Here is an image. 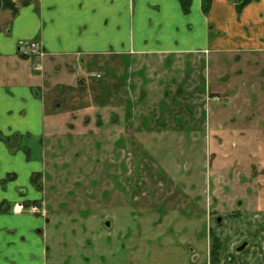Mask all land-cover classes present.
<instances>
[{"label":"rangeland","instance_id":"rangeland-1","mask_svg":"<svg viewBox=\"0 0 264 264\" xmlns=\"http://www.w3.org/2000/svg\"><path fill=\"white\" fill-rule=\"evenodd\" d=\"M37 60L36 91L58 121L8 146L44 167L33 189L43 186L47 218L102 236L61 258L264 264V52Z\"/></svg>","mask_w":264,"mask_h":264},{"label":"crops","instance_id":"crops-1","mask_svg":"<svg viewBox=\"0 0 264 264\" xmlns=\"http://www.w3.org/2000/svg\"><path fill=\"white\" fill-rule=\"evenodd\" d=\"M32 39L41 42L45 61L112 54L264 52V0L246 5L239 14L232 0H212L206 15L200 0H192L187 13L179 0H31L18 6L14 16H0V264H68V259L77 264L79 254V259H71L61 258L62 253L76 255L79 239L81 250L85 244L100 247L97 225L84 227L77 238L67 231L75 222L59 221L57 215L44 221L13 213L15 204L44 198L42 190L34 192L32 182L44 167L32 164L24 151L11 150L3 138L42 137L58 121L45 114L38 93L45 81L33 70L38 60L18 54V42ZM58 227L67 231L66 246L58 243L64 239L57 235Z\"/></svg>","mask_w":264,"mask_h":264},{"label":"trees","instance_id":"trees-1","mask_svg":"<svg viewBox=\"0 0 264 264\" xmlns=\"http://www.w3.org/2000/svg\"><path fill=\"white\" fill-rule=\"evenodd\" d=\"M233 2H235V9H236V13L239 14L241 12V10L248 4L252 3V2H257L260 0H232ZM29 0H25L22 4L26 5L28 4ZM180 2V6L181 9L184 13L189 12L190 6H191V2L192 0H179ZM201 2V11L203 14H208L210 7H211V2L212 0H200ZM11 10L13 13L12 15L14 16L17 12V8L15 7V5L13 4L12 0H0V10ZM3 138V137H2ZM16 136H9V137H4L3 140L10 145L11 140L15 139ZM11 146V145H10ZM13 147V146H11ZM14 150V149H13ZM29 156V155H28ZM29 158V157H28ZM36 176L34 175L32 178V182L33 184L36 183ZM37 188H40V186L38 185ZM216 241V240H215ZM217 247H215V250H212L211 253L214 256V254L216 255L217 252ZM215 260H217V257L215 256Z\"/></svg>","mask_w":264,"mask_h":264},{"label":"flooded vegetation","instance_id":"flooded-vegetation-1","mask_svg":"<svg viewBox=\"0 0 264 264\" xmlns=\"http://www.w3.org/2000/svg\"><path fill=\"white\" fill-rule=\"evenodd\" d=\"M32 41H35L37 43H39L40 45V54L39 55H24L22 54L20 51H19V47H18V54L20 57H22L23 59H39V58H44V56L46 55V52L41 44L40 41L36 40V39H32ZM26 137H29V136H26ZM21 136H16L15 140H20ZM15 151V150H13ZM27 154V158L29 157L28 156V152L26 153ZM41 173H39L40 175ZM35 175V174H34ZM33 175V176H34ZM37 180V179H36ZM40 188H37L39 189L40 191L42 190L43 191V186L42 185H39ZM22 206L23 210L20 211V212H16L15 211V206ZM30 206H37L39 209H43L44 210V215L42 214H39V213H30L28 212V209ZM13 213H19V214H28V215H33V216H41V218H46V213H47V209H46V204H45V200L44 198H42L41 200L37 201V202H32V203H27V204H15L14 207H13ZM107 224V223H106ZM244 245V244H243ZM241 247V246H240ZM239 248V247H238ZM243 249V248H242Z\"/></svg>","mask_w":264,"mask_h":264},{"label":"built area","instance_id":"built-area-1","mask_svg":"<svg viewBox=\"0 0 264 264\" xmlns=\"http://www.w3.org/2000/svg\"><path fill=\"white\" fill-rule=\"evenodd\" d=\"M19 51L24 55H39L40 54V45L39 43L32 40H21L18 42ZM22 206H15V211H22ZM30 213H39L44 215V210L39 209L37 206H30L28 209Z\"/></svg>","mask_w":264,"mask_h":264},{"label":"water","instance_id":"water-1","mask_svg":"<svg viewBox=\"0 0 264 264\" xmlns=\"http://www.w3.org/2000/svg\"><path fill=\"white\" fill-rule=\"evenodd\" d=\"M243 247H244V245H242L241 247H239L237 250L238 251H241Z\"/></svg>","mask_w":264,"mask_h":264}]
</instances>
